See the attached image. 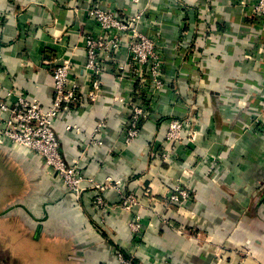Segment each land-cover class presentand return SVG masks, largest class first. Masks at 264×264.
Instances as JSON below:
<instances>
[{
    "label": "crops",
    "instance_id": "obj_1",
    "mask_svg": "<svg viewBox=\"0 0 264 264\" xmlns=\"http://www.w3.org/2000/svg\"><path fill=\"white\" fill-rule=\"evenodd\" d=\"M255 1L0 0V100L24 96L47 109L53 70L66 61L81 96L53 121L62 156L83 174L79 192L35 152L0 141V179L9 184L0 234H15V264H118L117 251L135 264H264V202L256 205L264 192V22ZM94 6L143 13L140 30L163 46L165 88L147 93L149 117L128 146L122 129L144 88L109 72L97 98L88 97L84 31ZM186 104L197 110L198 139L168 146L167 123ZM163 149L172 151L166 161ZM107 179L119 184L103 188ZM176 187L189 197L167 205ZM129 194L137 203L126 207ZM96 196L105 206L94 205Z\"/></svg>",
    "mask_w": 264,
    "mask_h": 264
},
{
    "label": "built area",
    "instance_id": "obj_2",
    "mask_svg": "<svg viewBox=\"0 0 264 264\" xmlns=\"http://www.w3.org/2000/svg\"><path fill=\"white\" fill-rule=\"evenodd\" d=\"M252 12L255 18L264 22V0H256ZM87 14L93 22V28H86L84 31L85 70L89 74L90 82L88 97L93 101L97 98L102 86V76L109 72L125 83L135 80L136 77L139 85L144 88L133 94L129 119L122 129L124 143L128 146L139 137L143 123L149 117L150 99L145 92L149 89L159 92L165 88L163 46L156 36L140 30L143 18L141 12L125 17L116 10L94 6L87 9ZM123 50L125 59L120 65L118 58ZM1 58L0 50V61ZM116 66L119 67L115 68ZM70 67L71 63L66 61L54 68L53 97L47 109L24 96L16 97L12 103L0 100V141L5 140L13 147L27 148L41 156L45 165L60 178L64 187L69 192L77 193L82 189L83 174L76 163H68L62 156L53 128V121L61 109L76 106L81 101L77 85L69 84ZM10 95L11 93L8 94ZM118 100L123 101L121 97ZM185 108L187 111L182 118H174L167 123L165 142L168 146L194 143L198 139L197 110L192 104H186ZM171 153V149H163L160 156L166 161ZM106 182L101 186L107 189L114 182L119 184V181L111 179ZM188 197L185 189L176 187L169 193L166 204H178ZM135 198L132 194L127 195L124 205L134 206L137 203ZM93 202L97 208L105 206L99 196ZM133 221L131 228L136 236H140L139 218H134ZM116 255L118 264H135L118 251Z\"/></svg>",
    "mask_w": 264,
    "mask_h": 264
},
{
    "label": "rangeland",
    "instance_id": "obj_3",
    "mask_svg": "<svg viewBox=\"0 0 264 264\" xmlns=\"http://www.w3.org/2000/svg\"><path fill=\"white\" fill-rule=\"evenodd\" d=\"M155 89H149L146 92V96L151 100V97L148 92H155ZM11 183V182H10ZM9 184L5 185L4 180L0 179V199H5V197L8 195L9 190L5 189L7 188ZM7 190V191H6ZM137 200V198H135ZM3 222H0V225H2ZM8 227H10L12 222H8ZM6 225V224H5ZM10 230V229H8ZM16 243V237L15 234H12L10 232H5L3 234H0V246L3 247L2 250V257H0V264H15L16 260L13 257V255L10 254V251L12 249V245ZM57 251V250H56ZM12 252V251H11ZM55 256H58V251L55 253Z\"/></svg>",
    "mask_w": 264,
    "mask_h": 264
},
{
    "label": "water",
    "instance_id": "obj_4",
    "mask_svg": "<svg viewBox=\"0 0 264 264\" xmlns=\"http://www.w3.org/2000/svg\"><path fill=\"white\" fill-rule=\"evenodd\" d=\"M264 202V192L259 196V198L257 199V204L256 205H260Z\"/></svg>",
    "mask_w": 264,
    "mask_h": 264
}]
</instances>
